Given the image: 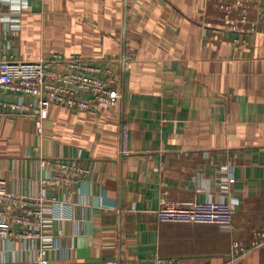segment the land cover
Listing matches in <instances>:
<instances>
[{"label": "crops", "instance_id": "obj_1", "mask_svg": "<svg viewBox=\"0 0 264 264\" xmlns=\"http://www.w3.org/2000/svg\"><path fill=\"white\" fill-rule=\"evenodd\" d=\"M203 1L0 0V58L79 55L110 68L122 93L99 112L51 105L37 128L2 112L18 93L0 87V180L64 201L48 264H264L263 249L229 252L264 229V19L251 50L205 43ZM56 158L88 175L51 188ZM207 200L229 202L231 231L155 220L166 202ZM35 249L0 236V264H35Z\"/></svg>", "mask_w": 264, "mask_h": 264}, {"label": "built area", "instance_id": "obj_2", "mask_svg": "<svg viewBox=\"0 0 264 264\" xmlns=\"http://www.w3.org/2000/svg\"><path fill=\"white\" fill-rule=\"evenodd\" d=\"M262 19L264 1L204 0L197 20L204 30L205 43L251 50ZM0 87L18 93V100L6 102L2 112L31 116L37 128L51 105L99 112L115 107L122 98L110 68L100 67L79 55L63 57L57 53L32 61L1 57ZM48 164L50 173L43 182L56 189L64 186L67 190L89 172L74 159L56 158ZM223 172L227 173L226 167ZM63 205L64 201L53 194H15L0 180V236L34 240L33 262L48 264V251L54 243L51 223L64 218ZM154 217L157 222L212 224L227 231L234 226V209L225 200L191 202L185 206L166 202L154 212ZM256 249L264 250V229H254L248 239L230 241L229 252L233 257ZM168 262V259L157 260V264Z\"/></svg>", "mask_w": 264, "mask_h": 264}]
</instances>
